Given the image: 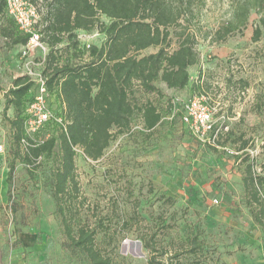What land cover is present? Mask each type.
I'll return each mask as SVG.
<instances>
[{
  "label": "rangeland",
  "instance_id": "obj_1",
  "mask_svg": "<svg viewBox=\"0 0 264 264\" xmlns=\"http://www.w3.org/2000/svg\"><path fill=\"white\" fill-rule=\"evenodd\" d=\"M188 1L180 23L195 35L199 52V62L189 68L190 86L176 91L158 81L157 94L135 84L132 100L155 104L162 112L161 123L145 130L136 114L130 129L114 135L95 161L75 147L78 216L90 225L101 222L97 241L111 264H146V239L159 252L179 251L191 229L199 232L201 242V251L192 258L196 264H264V231L250 216L241 182L246 153L256 172L264 175V34L253 39L259 13L251 9L244 25L220 38L218 32L244 0ZM23 7L26 12L34 9L36 17L31 19L40 34L47 0H25ZM79 33L82 41L101 42L95 30ZM8 43L0 35V264H79L61 248L48 190L49 161L39 158L25 165L11 153L6 117L12 111H3L4 93L24 74L25 58L23 46L10 48ZM155 50L150 47L141 54ZM70 52L57 54L60 63L67 56L73 62L87 58L86 52L80 58ZM30 59L41 60V52ZM54 90H46L39 107L47 114L45 122L51 119L58 125H38V108L28 104L25 110L26 133L35 140L62 126ZM193 96L203 100L216 128L203 140L180 121L183 104ZM242 141H247L246 148L238 152ZM19 150L24 151L23 144ZM12 160L8 198L6 177ZM11 206L18 209L16 214ZM17 227L22 230L18 234Z\"/></svg>",
  "mask_w": 264,
  "mask_h": 264
},
{
  "label": "trees",
  "instance_id": "obj_2",
  "mask_svg": "<svg viewBox=\"0 0 264 264\" xmlns=\"http://www.w3.org/2000/svg\"><path fill=\"white\" fill-rule=\"evenodd\" d=\"M5 5V0H0V35L10 48L24 46L29 34L19 31L7 15ZM188 8V0H47L39 30L48 46L42 73L47 89H55L62 126L55 133L42 134L38 140L26 133L25 110L34 99V82L25 74L14 78L4 93L3 111H12V116L6 117L10 144L14 146L10 152L25 165L34 164L39 158L49 161L48 190L61 248L79 264H111V258L101 251L97 241L101 222L97 220L90 225L78 216L75 147L95 161L114 135L130 129L136 114L145 130L161 123L162 112L157 106L152 102L135 103L132 89L138 84L144 92L161 94L155 85L158 81L176 91L190 86L189 68L199 62V52L195 35L180 23ZM251 9L259 13V25L253 36L257 40L264 34V0H244L238 4L232 20L222 28V33L218 32V37L244 25ZM101 16L107 21H102ZM94 30L100 34L101 42L85 48L79 32ZM62 43L66 45L57 48ZM172 43L174 48H170ZM150 47L156 50L141 54ZM62 52H70L74 58L86 52L87 58L73 62L67 56L60 63L57 54L61 56ZM51 122V119L45 122L46 126L57 124ZM215 129L213 126L210 135ZM22 144L24 151L20 152ZM246 144L247 141H242L236 151L242 152ZM242 161L245 205L253 222L264 231V175L256 172L247 153ZM8 168L9 198L14 160ZM11 210L14 214L18 212L15 206ZM21 231L19 227L14 230L16 234ZM142 244L148 252L146 264H196L192 258L201 251L199 232L193 229L189 230L182 249L170 254L166 250L159 252L148 239L142 240Z\"/></svg>",
  "mask_w": 264,
  "mask_h": 264
},
{
  "label": "built area",
  "instance_id": "obj_3",
  "mask_svg": "<svg viewBox=\"0 0 264 264\" xmlns=\"http://www.w3.org/2000/svg\"><path fill=\"white\" fill-rule=\"evenodd\" d=\"M5 2L6 13L14 20L19 31L29 34V39L22 48L21 56L25 58L24 74L34 82L36 89V96L30 103V107L33 109L38 108L36 114L38 117L34 122L39 125L47 118L46 112H43L39 105L42 103L43 94L47 90L46 77L42 73V67L45 55L48 52V46L41 39L40 34L34 30V26L37 24L35 20L31 19V17H36L34 9L29 7L27 12L24 11L25 0H5ZM82 40L84 39L82 38ZM83 42L85 48H89L90 43L87 40ZM36 51L41 52V60L34 62L30 59V56ZM180 121L189 128L193 135L201 140L209 135L213 128L212 114L203 100L197 96H193L183 104ZM3 149V145L0 143V153L3 152Z\"/></svg>",
  "mask_w": 264,
  "mask_h": 264
}]
</instances>
